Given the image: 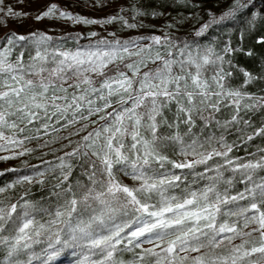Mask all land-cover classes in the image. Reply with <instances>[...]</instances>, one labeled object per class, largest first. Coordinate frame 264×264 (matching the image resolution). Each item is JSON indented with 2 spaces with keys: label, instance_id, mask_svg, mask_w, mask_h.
I'll list each match as a JSON object with an SVG mask.
<instances>
[{
  "label": "snow or ice",
  "instance_id": "snow-or-ice-1",
  "mask_svg": "<svg viewBox=\"0 0 264 264\" xmlns=\"http://www.w3.org/2000/svg\"><path fill=\"white\" fill-rule=\"evenodd\" d=\"M250 3L233 0L194 37L235 20ZM0 13L22 15L11 6L0 7ZM46 17L144 27L121 15L88 19L55 3L36 19ZM51 41L42 32L0 36V151L22 149L0 160L35 151L23 148L25 142L72 129L37 144L59 143L52 152L70 149L57 163L44 161V171L0 187V264H51L65 250H71L74 264H144L146 258L149 264H264V148L250 153L252 159L233 158L236 141L226 140L233 129L243 143L264 138V126L246 138L244 128L236 127H251L240 112L264 109V96L226 88L232 73L224 65H231L226 56L234 49L225 45L218 52L214 44L167 35L102 37L75 50L50 48ZM243 74L245 84L264 80V69L258 76ZM225 100L234 113L220 121L215 114ZM173 106L176 122L170 123L165 111ZM197 121L202 126L193 131ZM163 126L177 130L164 135ZM209 127L220 134L207 132ZM169 148L184 159H170L164 154ZM215 158L222 163L210 164ZM46 172L55 181L47 197L29 199L25 192L12 202L4 196L17 184L44 186ZM135 249L132 261L119 258Z\"/></svg>",
  "mask_w": 264,
  "mask_h": 264
},
{
  "label": "trees",
  "instance_id": "trees-1",
  "mask_svg": "<svg viewBox=\"0 0 264 264\" xmlns=\"http://www.w3.org/2000/svg\"><path fill=\"white\" fill-rule=\"evenodd\" d=\"M150 4V7L158 8V10H167L168 8L174 7L184 13L196 12L205 4H222L230 0H145ZM175 2L172 6L171 4ZM233 0L230 1V4ZM210 18V14L205 17L204 22ZM195 31L182 32L174 35H168L172 38H178L179 41L188 40L191 42L192 39H195L202 45L214 44L217 48V51H221L225 45L231 46L234 51L229 53L226 56V59L231 60V65L225 64L224 69L226 72H231L230 77H226L225 86L227 89L240 90L241 92L248 93L249 95L264 96V80H256L251 84H245V77L243 72L247 71L253 75L258 76L262 69H264V0H251L249 8L242 9L236 14V19L232 21L224 22L223 26H217L213 29H210L208 33L205 34V37L199 38L194 37ZM151 32H144L133 36H128L122 40L135 39L138 37H148L152 36ZM165 36V35H164ZM163 35L161 37H164ZM82 40V37L79 34H65L58 37H53V41L50 42L49 47L58 46L59 42L66 41L69 45L77 47L78 43ZM113 40V39H109ZM149 42V41H144ZM19 49L13 52V58L18 54ZM251 53V55H249ZM25 59L27 60V52L25 53ZM243 70V71H242ZM71 91V90H70ZM251 103L252 101H244ZM242 102V103H244ZM228 104V106H224ZM234 113V107H232L227 100L222 102L221 111L216 113V119L220 121L228 120L231 118V115ZM240 116L245 120H249L251 127H244L242 124L237 125L236 127L244 128L243 137L246 138L248 135L252 134L255 129L264 126V109H259L254 112H245L241 110ZM165 117L168 118L169 122H176L175 108L172 107L171 111H165ZM63 123V121L61 122ZM39 127V124L35 125ZM79 125H77L78 127ZM201 122L197 121V128L193 131H197L201 127ZM58 127V125H57ZM177 129H169L166 126H163L160 129L164 135H171ZM179 131L183 134L186 131V126L182 123L179 125ZM207 132L211 133L216 132L217 136L220 134L219 130L209 127ZM43 132V130H41ZM34 131H26L24 135H34ZM56 133H51L48 136H43L36 143H29L25 148H34L35 151L28 153L30 154L29 163L26 166H21L19 164H10L8 167L0 170V187H6L8 184H13L22 174L26 173H35L36 171H41L47 167L44 164V161H52L57 163V156L63 155V151H69L70 149H64L63 151L52 152V148L59 149L60 146H49L46 148H38L37 144H42L44 140L52 139ZM226 140L229 144L233 141H236V146L233 148V152L230 153V156L235 157H244L245 159H252L249 154L256 153L257 148H264V138L255 137L251 141L246 143L241 142V133L233 129L230 134H226ZM166 155L173 160H183L178 152L173 153L169 148L165 151ZM259 155V154H258ZM221 162V158H215L214 161L209 163ZM36 166V167H33ZM14 169L15 171H10ZM202 170V166L197 169V171ZM179 171V170H178ZM191 179V178H189ZM46 183L44 186H41L36 183L26 184L25 186H19L18 184L4 194L5 197H12V202H15L23 195L25 192H29V199L41 200L42 197L48 196V185L49 183H54L52 180L51 174L45 175ZM22 185V184H21ZM239 188L240 186L237 185ZM8 233H5L7 235ZM234 243H240V240L237 239ZM38 246L36 248L39 251ZM70 250H65V254L68 255ZM220 251V250H217ZM139 252V249H135L134 252H123L120 254L119 258L128 261L131 258L135 257L134 253ZM196 255V253H192ZM75 260V257L72 258ZM145 264H149V259H145Z\"/></svg>",
  "mask_w": 264,
  "mask_h": 264
},
{
  "label": "rangeland",
  "instance_id": "rangeland-1",
  "mask_svg": "<svg viewBox=\"0 0 264 264\" xmlns=\"http://www.w3.org/2000/svg\"><path fill=\"white\" fill-rule=\"evenodd\" d=\"M230 1L216 5L205 4L196 12L184 13L174 7L168 8L167 10H158V8L155 7L151 8L150 4L145 0H4L3 5H0V7H5L6 9L8 6H11L14 11L20 12L22 15L10 17L0 13V17H3L5 21V23H0V36L8 32L25 35L31 32H42L52 37L74 33L82 37L77 47L94 43L102 37L108 40H122L128 36L144 32H151L153 35L158 36H168L182 32L196 31L204 22L207 15L214 14L220 16L226 11L230 5ZM52 3L57 4L62 10L88 19L103 20L111 16L121 15L127 19L129 23H143L144 27L126 28L120 22L85 25L83 23H73L66 19H53L48 17L37 20L36 16L40 15ZM174 4L175 2L171 5L173 6ZM134 8L146 12L148 15L136 16L133 11ZM122 9L123 11H121ZM153 12L159 14L152 15ZM91 32H96L97 35L95 37L90 36L89 33ZM113 33L115 34L114 36L112 35ZM58 46H60L62 50H75L77 48L69 45L66 41L59 42ZM93 119H95V117H93ZM71 130L72 129H68L67 131ZM67 131L62 130L60 133H56V135H67ZM72 139L75 140L78 139V137H72ZM30 142L36 143L35 140ZM64 143H67V141H64ZM26 145L27 142H25L23 148H25ZM51 146H60V144H52ZM21 150V148H14L0 151V156H8L11 155L12 151ZM29 160L30 154L16 156L13 159L0 160V170L13 163L19 164L20 167L26 166ZM41 171H44V169ZM47 174L49 173L46 172L45 175ZM26 175H34V172L22 174L20 177ZM125 182L132 183L131 181ZM26 184L28 183L18 185L25 186ZM145 247H148V245H145ZM72 258L73 256L70 250L68 255L62 253V255L57 258L56 261L51 262V264H74ZM134 258L135 257L128 261H132Z\"/></svg>",
  "mask_w": 264,
  "mask_h": 264
}]
</instances>
